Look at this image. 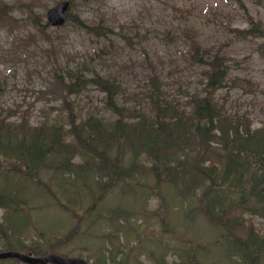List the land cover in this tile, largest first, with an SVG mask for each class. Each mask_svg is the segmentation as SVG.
Masks as SVG:
<instances>
[{
	"label": "rangeland",
	"instance_id": "1",
	"mask_svg": "<svg viewBox=\"0 0 264 264\" xmlns=\"http://www.w3.org/2000/svg\"><path fill=\"white\" fill-rule=\"evenodd\" d=\"M59 1L0 0L11 7L6 20H0V116L13 113L7 120L18 124L27 115L29 127L42 122L57 125L67 143L72 141L67 102L77 121L95 115L112 126L116 115L95 84L68 100L59 95L53 76L71 69L117 79L122 84L119 103L129 108L130 122L136 121L135 109L136 114L152 112L153 72L160 75L166 98L188 112L191 95L206 93L208 66L193 62L188 53L190 38L195 37L201 47L225 54L230 66L227 83L215 98L225 102L228 113L243 116L253 127L264 125L262 39L241 36L237 30L249 26L248 16L264 25V0H72L70 14L89 24L105 23L111 28L107 35L88 33L71 19L52 25L47 10ZM190 142L189 148H196L195 139ZM117 150L114 147L109 155ZM125 151L124 164L133 165L132 174L119 179L93 211L89 205L99 191L94 172H57L61 155L52 154L40 171V178L52 184L51 192L28 182L20 194L21 212L0 206L1 219L11 214L15 220H26L21 229L8 227L10 241L5 242L6 235L0 232V248L34 247L31 251L39 255L80 256L92 264H111L110 258L112 264H187L189 258L200 264H228L224 256L230 253L232 263L240 264L234 246L218 242L221 227L207 220L194 192L183 190V181H165L158 187L146 153L130 145ZM81 156L77 154L75 161L84 162ZM85 159L92 166L97 160L93 155ZM7 180L11 179L0 174V189ZM162 196L171 225L164 233L156 214ZM78 220L79 233L73 238L68 232ZM252 221L264 232L263 218ZM189 243L206 246L195 254ZM0 264L29 263L3 258Z\"/></svg>",
	"mask_w": 264,
	"mask_h": 264
},
{
	"label": "trees",
	"instance_id": "2",
	"mask_svg": "<svg viewBox=\"0 0 264 264\" xmlns=\"http://www.w3.org/2000/svg\"><path fill=\"white\" fill-rule=\"evenodd\" d=\"M9 9L7 4L0 6V19H5ZM70 17L90 32L106 33L103 25H87L77 15ZM249 20L250 28L240 33L263 38L259 49L264 52V26L251 16ZM191 45L194 61L208 65V81L205 95L193 94L189 98L188 112L166 98L157 74L152 76L150 86L153 112L145 111L134 123L127 121L128 108L118 103L122 84L117 79L98 72L89 77L79 70L66 78L61 74L56 82L65 100L89 84L106 93L107 105L117 114L113 127L94 115L77 121L69 102L71 143L65 141L59 126L44 124L31 131L24 124L19 127L0 116V172L16 173L21 181L32 178L41 182L39 172L49 154H62L61 167L75 165L71 161L75 152L96 154L98 171L110 175L105 183L98 181L104 192L120 177L129 175L132 166L124 164L125 148L137 146L151 158V170L159 186L165 181L179 180L188 184L207 219L221 226L222 240L234 246L233 252L239 256L236 262L264 264V233L251 221L252 216L264 218V125L253 127L243 116L228 113L225 102L215 98L216 91L228 80L230 66L225 54L201 47L195 39H191ZM190 139H195L196 148H189ZM114 147L118 150L111 157L108 152ZM80 169L87 173L86 166L80 165ZM198 188L200 192L196 193ZM17 192L20 190L12 186L0 189V203L11 206ZM162 202L159 225L169 231L165 198ZM21 223L13 221L11 227H20ZM0 231L8 235L7 225L1 219ZM228 258L231 260L230 253ZM190 263L200 264L192 259Z\"/></svg>",
	"mask_w": 264,
	"mask_h": 264
},
{
	"label": "water",
	"instance_id": "3",
	"mask_svg": "<svg viewBox=\"0 0 264 264\" xmlns=\"http://www.w3.org/2000/svg\"><path fill=\"white\" fill-rule=\"evenodd\" d=\"M68 6H69V1H63L58 5L52 7L49 10V19L54 24L63 23L65 20L63 13L68 8ZM7 257H19L23 261L31 264H46L48 262L50 264H90L84 258L67 257L57 253H49L44 256H33L29 253H23L21 251H14V250L0 251V258H7Z\"/></svg>",
	"mask_w": 264,
	"mask_h": 264
}]
</instances>
